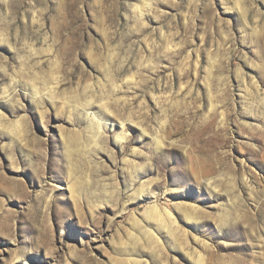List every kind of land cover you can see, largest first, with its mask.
I'll list each match as a JSON object with an SVG mask.
<instances>
[{"label": "rangeland", "instance_id": "1", "mask_svg": "<svg viewBox=\"0 0 264 264\" xmlns=\"http://www.w3.org/2000/svg\"><path fill=\"white\" fill-rule=\"evenodd\" d=\"M197 263L264 264V0H0V264Z\"/></svg>", "mask_w": 264, "mask_h": 264}, {"label": "bare ground", "instance_id": "2", "mask_svg": "<svg viewBox=\"0 0 264 264\" xmlns=\"http://www.w3.org/2000/svg\"><path fill=\"white\" fill-rule=\"evenodd\" d=\"M244 81V80H243ZM120 127H121V129L123 128V124H120ZM122 131V130H121ZM142 131H144L143 129H142ZM124 138H125V135H124V133H120V134H118L117 136H116V139H119L120 141H122V140H124ZM68 147V146H67ZM69 149V151L70 150H72V149H70V148H68ZM69 151H67V152H69ZM70 152H72V151H70ZM72 154V153H71ZM208 186H210V184H208ZM71 189V190H70ZM70 189H69V191H70V193H71V195L72 196H75L76 195V193H77V189H75L74 187L72 188V187H70ZM214 191H215V188H214V186H213V188H212ZM79 190V189H78ZM79 192V191H78ZM75 198V197H74ZM148 206V205H147ZM188 211V210H187ZM192 214V215H191ZM194 213L193 212H189L188 214H187V217H189V218H193V220H194V215H193ZM223 217V216H222ZM191 218V219H192ZM144 219L146 220V222L149 224V225H153V222H155L156 224L158 223V225H160L159 223H163V224H165V222H169V224H170V221H172V218H171V214L169 213V211H167V210H164V211H161V210H159V208L157 207V205L156 204H154V205H149L147 208H146V210H145V214H144ZM190 220V219H189ZM196 220V219H195ZM194 220V221H195ZM219 220V219H218ZM221 221V220H220ZM218 224H219V222H218ZM220 224H221V222H220ZM155 226H157V225H155ZM158 227V226H157ZM159 227H161V226H159ZM167 228V227H166ZM174 228V227H173ZM175 229V228H174ZM169 230H171V229H169ZM173 230V229H172ZM170 232V231H169ZM173 232V231H172ZM175 232V231H174ZM170 234V233H169ZM172 235V234H171ZM205 244V243H204ZM200 254V253H199ZM193 256V255H192ZM192 258V257H191ZM197 262H200V260H201V256L200 255H198L197 257ZM202 259H203V257H202ZM135 262H136V260H135ZM198 264V263H197ZM201 264V263H200Z\"/></svg>", "mask_w": 264, "mask_h": 264}]
</instances>
